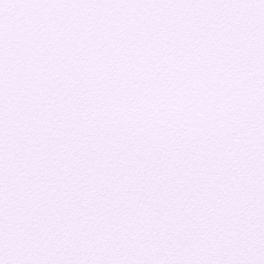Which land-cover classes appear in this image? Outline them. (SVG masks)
I'll use <instances>...</instances> for the list:
<instances>
[{"label":"snow or ice","instance_id":"1","mask_svg":"<svg viewBox=\"0 0 264 264\" xmlns=\"http://www.w3.org/2000/svg\"><path fill=\"white\" fill-rule=\"evenodd\" d=\"M0 264H264V0H0Z\"/></svg>","mask_w":264,"mask_h":264}]
</instances>
